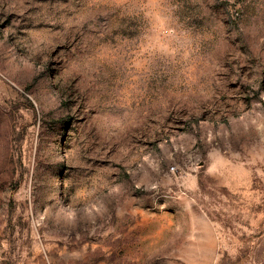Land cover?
<instances>
[{"label":"rangeland","instance_id":"374dc122","mask_svg":"<svg viewBox=\"0 0 264 264\" xmlns=\"http://www.w3.org/2000/svg\"><path fill=\"white\" fill-rule=\"evenodd\" d=\"M0 264H264V0H0Z\"/></svg>","mask_w":264,"mask_h":264}]
</instances>
